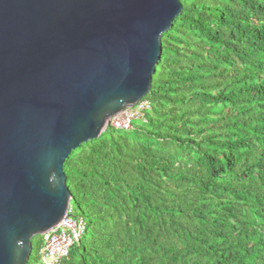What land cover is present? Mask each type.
<instances>
[{"label": "trees", "instance_id": "obj_1", "mask_svg": "<svg viewBox=\"0 0 264 264\" xmlns=\"http://www.w3.org/2000/svg\"><path fill=\"white\" fill-rule=\"evenodd\" d=\"M181 3L151 108L64 162L86 228L60 264H264V0Z\"/></svg>", "mask_w": 264, "mask_h": 264}, {"label": "water", "instance_id": "obj_2", "mask_svg": "<svg viewBox=\"0 0 264 264\" xmlns=\"http://www.w3.org/2000/svg\"><path fill=\"white\" fill-rule=\"evenodd\" d=\"M181 0H0V264L68 216L65 160L150 91Z\"/></svg>", "mask_w": 264, "mask_h": 264}, {"label": "built area", "instance_id": "obj_3", "mask_svg": "<svg viewBox=\"0 0 264 264\" xmlns=\"http://www.w3.org/2000/svg\"><path fill=\"white\" fill-rule=\"evenodd\" d=\"M151 108L148 100L142 99L135 106L124 109L111 117L109 126L117 129L129 130L132 123L144 117V113ZM85 222L82 218H74L69 208L68 216L47 235H44V245L40 249L39 264H60L68 256L70 247L78 242L85 233Z\"/></svg>", "mask_w": 264, "mask_h": 264}, {"label": "rangeland", "instance_id": "obj_4", "mask_svg": "<svg viewBox=\"0 0 264 264\" xmlns=\"http://www.w3.org/2000/svg\"><path fill=\"white\" fill-rule=\"evenodd\" d=\"M140 121V119H138V120H135V122H139Z\"/></svg>", "mask_w": 264, "mask_h": 264}]
</instances>
